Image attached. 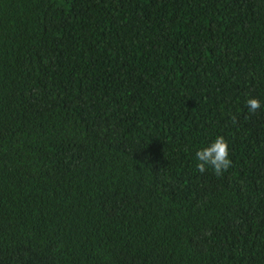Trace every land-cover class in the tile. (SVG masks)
<instances>
[{
	"label": "trees",
	"instance_id": "1",
	"mask_svg": "<svg viewBox=\"0 0 264 264\" xmlns=\"http://www.w3.org/2000/svg\"><path fill=\"white\" fill-rule=\"evenodd\" d=\"M0 264H264V0H0Z\"/></svg>",
	"mask_w": 264,
	"mask_h": 264
},
{
	"label": "clouds",
	"instance_id": "2",
	"mask_svg": "<svg viewBox=\"0 0 264 264\" xmlns=\"http://www.w3.org/2000/svg\"><path fill=\"white\" fill-rule=\"evenodd\" d=\"M247 107L250 113H255L261 108V103L258 99L250 98L247 100ZM195 160L196 168L200 173L211 169L217 175L222 174L232 165L228 142L223 136L215 137L211 142L196 150Z\"/></svg>",
	"mask_w": 264,
	"mask_h": 264
}]
</instances>
